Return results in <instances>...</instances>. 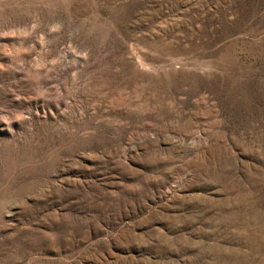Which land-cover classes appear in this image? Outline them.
Here are the masks:
<instances>
[{
  "label": "rangeland",
  "instance_id": "1",
  "mask_svg": "<svg viewBox=\"0 0 264 264\" xmlns=\"http://www.w3.org/2000/svg\"><path fill=\"white\" fill-rule=\"evenodd\" d=\"M0 264H264V0H0Z\"/></svg>",
  "mask_w": 264,
  "mask_h": 264
}]
</instances>
